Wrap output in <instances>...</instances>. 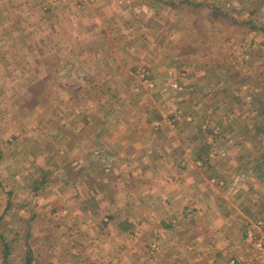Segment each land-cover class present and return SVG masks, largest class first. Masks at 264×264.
Listing matches in <instances>:
<instances>
[{
  "label": "rangeland",
  "instance_id": "374dc122",
  "mask_svg": "<svg viewBox=\"0 0 264 264\" xmlns=\"http://www.w3.org/2000/svg\"><path fill=\"white\" fill-rule=\"evenodd\" d=\"M166 140L165 160L180 151L206 168L221 208L228 189L264 196V0H0V264H41L13 253L43 239L45 252L94 246L97 264H264L262 234L227 259L213 233L223 215L203 204L174 222L114 210L103 165L117 166L118 143L158 154ZM135 157L174 182L169 160ZM83 182L102 197L85 189L70 202L87 211L70 213ZM129 218L133 255L106 235Z\"/></svg>",
  "mask_w": 264,
  "mask_h": 264
},
{
  "label": "crops",
  "instance_id": "0c3cea01",
  "mask_svg": "<svg viewBox=\"0 0 264 264\" xmlns=\"http://www.w3.org/2000/svg\"><path fill=\"white\" fill-rule=\"evenodd\" d=\"M130 142L131 143H127L126 146H124V142L122 145H120L121 143H118V157L114 158L117 161V166L114 167L112 165L111 167L106 162L103 165L105 171L115 174L116 179L114 178L112 180V182H114L113 185L115 186V190L110 192L113 196L119 197V204L114 208L115 211L119 212L123 206L129 211H134L135 207H138V209L144 213L145 211L148 213L157 211L159 216L164 217L165 220L169 217L172 218L173 220H170L174 222L181 220L183 218V213L203 204L204 210L214 209L219 212L221 211V215H223L218 217V220L221 222L220 227L213 232L214 235L221 236L217 242L219 245L223 246L222 248L220 247V251L225 254L227 250V259L232 258L234 260H240L248 258V255L247 257H245V255L251 251L248 249L250 235L260 236V234H262L264 236V232L261 230L263 229V226L259 227L258 225L261 222H264H260L259 220H264V196L261 197V190L256 193H250L245 190L243 191L242 189L239 191L228 189L226 210L225 207L221 208L224 200L219 197V194L214 192L220 191L210 184V174H207L208 172L206 171V168L189 169L191 168V164L198 159H192L190 156H181L180 151L177 155H172V161L168 160L170 163L171 174L176 175V178L173 179L174 182H166L164 179L165 173L159 169L148 170L144 166L143 170H136L135 162L137 159L135 155L143 158L142 162H146L144 158L151 156L154 163L163 164L168 161L165 160L164 153H167L168 155V152L171 150L169 149V141H167V144L160 145L161 152L158 154H154L153 151L150 150H145L146 147H150L149 142L138 144L132 141ZM173 144L174 146H177L179 140L176 139V142ZM89 146H93V144L89 143ZM151 147H154L153 143L151 144ZM136 148H140V150L135 153V150L133 149ZM148 153H150V155ZM120 154H122L124 158L120 159ZM157 155L160 157H157ZM192 155L193 153H191V156ZM184 161L187 163L181 166ZM146 166L149 167L150 162H147ZM184 166L185 168L183 169ZM93 176V178H96L98 175ZM72 177L73 175L71 174L68 182H70L71 179L75 181V178ZM105 180L107 179L105 178ZM121 180L127 181V184H122ZM103 182L105 184L107 181ZM95 184H93V187H90L91 185L83 182L85 187L69 188V196L71 199L68 202V212L77 213L84 210V206L81 204H75L73 202L74 204L71 205L70 201L76 199V196L74 195L86 194V190H91L97 198L102 197L103 193H99L101 191L98 190ZM139 196L147 197L146 199H142L143 207L135 202V198ZM131 205H135V207H130ZM154 206L157 208L153 210L152 207ZM84 211L86 212L87 210ZM223 211H227V216L224 215ZM142 217L138 219L141 220ZM89 221L90 220H88V222L76 221L72 224L78 225L80 229H83L86 227V224H90ZM135 223L136 220L129 218L124 224L121 223L120 220L116 222L113 220L106 224L107 227L110 226L112 229L110 235L109 232L106 234L108 235L107 238L115 239L119 247L120 243L127 244V247H123V250L128 249L129 254L131 255H133L134 252H137L133 250L132 244H128L132 240L129 229L135 227ZM38 233L39 230L35 231V235H38ZM42 241H39L38 247L36 245V247L39 248V251L36 249L37 252L32 253L16 252L13 253L15 256L14 258L19 257L27 259L28 256H31L32 259L29 261H39L41 264H97L101 261L100 253H97L96 248L94 246L87 248L85 247L87 244L82 243L81 241H78L77 243H81V247H83L82 250H80V246L74 242L69 245V248H71L70 251H62V253L55 251L52 252V249L50 248L52 246L49 243L46 252L40 251L43 248L41 244L44 245L47 240L43 239ZM134 242H136V240H134ZM57 260L59 262H57Z\"/></svg>",
  "mask_w": 264,
  "mask_h": 264
},
{
  "label": "trees",
  "instance_id": "16d2710c",
  "mask_svg": "<svg viewBox=\"0 0 264 264\" xmlns=\"http://www.w3.org/2000/svg\"><path fill=\"white\" fill-rule=\"evenodd\" d=\"M7 255V254H6ZM6 255L4 257H6Z\"/></svg>",
  "mask_w": 264,
  "mask_h": 264
}]
</instances>
